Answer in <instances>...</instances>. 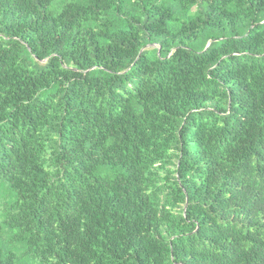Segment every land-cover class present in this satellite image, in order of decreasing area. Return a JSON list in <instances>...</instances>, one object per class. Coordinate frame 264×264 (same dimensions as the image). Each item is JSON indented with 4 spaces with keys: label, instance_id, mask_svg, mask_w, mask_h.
Returning <instances> with one entry per match:
<instances>
[{
    "label": "trees",
    "instance_id": "16d2710c",
    "mask_svg": "<svg viewBox=\"0 0 264 264\" xmlns=\"http://www.w3.org/2000/svg\"><path fill=\"white\" fill-rule=\"evenodd\" d=\"M0 264H264V0H0Z\"/></svg>",
    "mask_w": 264,
    "mask_h": 264
}]
</instances>
